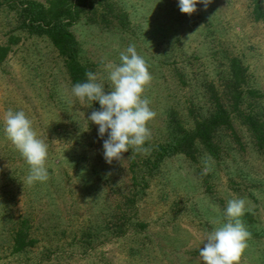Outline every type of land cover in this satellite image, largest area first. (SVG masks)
I'll return each instance as SVG.
<instances>
[{
  "label": "rangeland",
  "instance_id": "obj_1",
  "mask_svg": "<svg viewBox=\"0 0 264 264\" xmlns=\"http://www.w3.org/2000/svg\"><path fill=\"white\" fill-rule=\"evenodd\" d=\"M49 1L0 0V45L9 47L0 63V264H202L206 234L227 222L235 197L246 201L240 219L250 233L239 264H264V156L230 89L237 60L245 73L239 108L264 119V0H211L191 17L176 0H70L79 61L106 94L105 65L120 63L130 44L152 77L147 152L130 149L111 164L98 127L85 119L99 104L74 98L58 51L22 27L25 3ZM210 86L239 142L220 131L217 157L197 145L195 161L176 154L153 164L159 146L193 129L191 109L212 113ZM9 109L24 111L48 144L45 182H26L29 166L2 130ZM20 229L33 244L15 253Z\"/></svg>",
  "mask_w": 264,
  "mask_h": 264
},
{
  "label": "clouds",
  "instance_id": "obj_2",
  "mask_svg": "<svg viewBox=\"0 0 264 264\" xmlns=\"http://www.w3.org/2000/svg\"><path fill=\"white\" fill-rule=\"evenodd\" d=\"M181 14L191 17L197 12V5L207 8L211 0H176ZM120 63L105 65L110 91L97 81V75L86 72V79L71 86V95L80 102H96L98 111H92L85 118L98 127V136L103 140V157L108 164L123 160V154L147 152L146 142L151 136L148 124L156 112L150 107V100L144 96L145 88L152 77L148 63L140 55L134 44L119 53ZM2 130L6 138L29 166L26 182H45L48 179L46 167L48 144L33 128L32 121L22 110L9 109L2 119ZM107 135V139H104ZM243 198L228 200L224 210L227 222L206 234L199 256L202 264H239L242 253L247 248L250 233L240 217L245 213Z\"/></svg>",
  "mask_w": 264,
  "mask_h": 264
},
{
  "label": "trees",
  "instance_id": "obj_3",
  "mask_svg": "<svg viewBox=\"0 0 264 264\" xmlns=\"http://www.w3.org/2000/svg\"><path fill=\"white\" fill-rule=\"evenodd\" d=\"M49 6L35 2L25 3L22 7L24 22L22 27L30 35L46 37L53 47L58 51L59 56L64 60L67 74L73 84L86 79V72L90 71L83 66L78 58L79 44L73 34L69 31L74 23L75 4L70 5V0H50ZM254 13L257 17L262 15L258 5H255ZM9 47L0 45V63L6 58ZM232 82L231 91L235 96V107L237 118L247 126L254 138L257 149L264 156V119L247 115L239 108V101L242 92V85L245 83L244 69L239 61L233 60L231 65ZM209 103L212 113L203 118L191 109L194 119V127L190 131H180L174 136L169 144L159 146L155 153L153 164L158 166L167 157L182 154L187 159L195 161L197 145L201 146L209 155L218 156L219 145L216 141L220 131L229 132L233 140L239 142L237 132L232 123L230 111L227 109L217 91L210 86ZM13 251L21 253L33 244L28 238V233L22 229L14 236Z\"/></svg>",
  "mask_w": 264,
  "mask_h": 264
}]
</instances>
